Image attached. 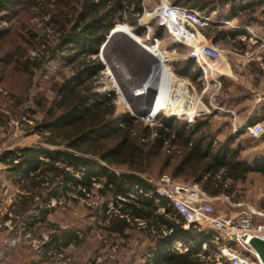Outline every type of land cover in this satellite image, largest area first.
<instances>
[{
	"label": "trees",
	"instance_id": "1",
	"mask_svg": "<svg viewBox=\"0 0 264 264\" xmlns=\"http://www.w3.org/2000/svg\"><path fill=\"white\" fill-rule=\"evenodd\" d=\"M239 1L226 0L231 4L227 19L264 3V0H244L241 6ZM143 2H78L81 8L75 13L71 27L66 29L61 25L59 43L49 51L53 59L69 62L73 60L71 54H64L67 49L83 53L85 58L79 62L77 76L59 86L46 117L32 127L42 136V141L8 148L0 154L7 178L18 187L0 222L8 220L15 226L22 223L31 234L40 232L41 239L48 230L47 239L41 241L43 258L52 249L79 241L74 229H61L48 220L56 209L51 206L52 200L58 206L62 202L68 205L81 200L91 204L96 198L95 214L102 219L101 227L105 231L126 237L130 229L136 228L151 237L152 244L147 248L143 264H216L208 258L217 250V245L211 242L212 232L193 226L186 228L184 218L173 209L169 197L161 195L147 176L153 158L162 160L161 175L168 169L173 178L198 182L213 197L231 195L235 184L244 181L250 173L264 176V155L252 160L245 158L241 142L234 145L237 136L218 140L209 128L208 118L188 123L159 116V125H143L129 113L116 114L112 92L95 89L102 64L97 58L87 61L86 58L99 53L123 15L131 16L132 25L138 26ZM173 3L202 13L216 10L204 0H174ZM1 5L9 4L0 0ZM161 28L164 27L161 25ZM136 32L144 33L141 27ZM162 32L157 35L161 37ZM237 33L229 30L220 34L235 38ZM4 35L0 31V38ZM193 63L189 61L181 74L188 75ZM30 74L32 82L35 74ZM119 167L126 170H117ZM49 226H54L51 232ZM176 241L188 243L189 250H172ZM203 243L207 244L206 249L202 248Z\"/></svg>",
	"mask_w": 264,
	"mask_h": 264
},
{
	"label": "rangeland",
	"instance_id": "2",
	"mask_svg": "<svg viewBox=\"0 0 264 264\" xmlns=\"http://www.w3.org/2000/svg\"><path fill=\"white\" fill-rule=\"evenodd\" d=\"M1 1L9 5L0 7V31L5 34L0 38V154L8 148L39 144L42 141V136L32 127L46 117L48 107L57 98L59 86L77 76L79 62L85 58L83 53L72 48L64 52L72 55L71 62L62 58L53 59L50 53V49L59 43L61 25L66 26V29L71 27L75 13L81 8L78 3L80 0ZM163 1L173 3L174 0H144L139 25H132V17L123 15L114 26L113 35L131 32L145 41L148 27L155 34L163 31L161 48L166 51L169 61L164 67L154 64L150 86L155 89V96L174 93L177 95L176 102L159 107L152 117L158 115L153 122L137 117L128 98L119 97L112 83V74L106 63L110 64L108 56L112 59L113 55L102 54L101 48L98 54L86 58V61L97 58L102 64L95 89L114 94L117 115L129 113L143 125L151 127L159 125V116L187 122L191 117L193 122L197 118H208L209 128L218 140L237 136L234 145L241 142L245 158L252 160L257 155H264V3L227 19L231 11L230 3H226V0H204L216 8L205 13L212 23L203 28L191 27L190 30L201 41L213 43L220 52L217 59L213 60L214 72L206 80L198 63L190 55L192 48L176 44L173 34L156 16ZM239 2L243 6L244 0ZM227 21L230 23L227 24ZM138 27L143 29V34L136 32ZM229 30L238 32L235 38L221 36L220 33ZM131 43L142 49L137 42ZM125 45L128 47L117 45L112 53L114 51L116 55L117 51H122L117 54L119 60L124 68L134 74L139 61L130 45ZM118 46L121 49L118 50ZM189 61L194 62L190 73L181 74ZM30 72L35 74L32 82ZM153 103L151 109L154 108ZM187 103L193 107V116L185 115L180 107ZM173 111L177 113L173 114ZM245 123L254 127L259 125L262 130L243 131L241 127ZM5 169L6 166L0 162V219L6 214L18 191L17 185L7 178ZM117 170H126V167ZM160 170H163L161 158H153L147 176L155 184L162 176ZM164 174L171 176L168 169ZM214 198L216 215L235 216L240 211L236 206L239 202L264 210V176L250 173L244 181L235 184L231 195ZM91 201V204L81 200L68 205L62 202L57 206V202L52 200L51 206H56V209L49 214L48 220L61 229H74L79 241L52 249L44 258L40 253L41 241L47 239L48 230H41V239L40 232L31 234L22 223L15 226L8 220L0 222V264H143L147 248L152 244L151 237L136 228L130 229L126 237L108 233L101 227L102 219L95 214L97 204L94 202L98 200L94 198ZM263 221L258 220L257 224ZM53 227L49 226L50 232Z\"/></svg>",
	"mask_w": 264,
	"mask_h": 264
},
{
	"label": "built area",
	"instance_id": "3",
	"mask_svg": "<svg viewBox=\"0 0 264 264\" xmlns=\"http://www.w3.org/2000/svg\"><path fill=\"white\" fill-rule=\"evenodd\" d=\"M155 14L160 18L161 24L173 34L176 44H183L192 48L190 55L198 63L201 74L207 80L208 76L214 72L213 60L217 59L220 52L213 43L201 41L190 28L209 26L212 19L198 9L176 5L168 1H163ZM226 23L229 24L230 22L227 21ZM143 42L145 43L143 46L164 55L168 59V63V55L161 48V38L151 32L150 27H148ZM188 42L191 44L188 45ZM173 51L175 52V50ZM207 87L208 85L205 88L207 89ZM144 120L153 122L156 118L150 121L145 116ZM191 122H193V117L188 120V123ZM241 129L243 131L247 129L251 132L262 130L259 125L254 127L246 123ZM155 185L161 195L169 197L173 209L184 218L186 228L193 226L199 230L212 232L211 242L217 245V250L208 256L209 259L214 260L216 264L223 262L229 264H263L257 253L249 245V239L252 236L264 238V221L257 224L258 220H264L263 209L239 202L236 206L240 208V211L235 216L216 215L213 205L215 198L207 194L198 182H177L171 176L164 174ZM130 196L134 197L135 195L130 194ZM233 235L237 237L233 238ZM244 237L247 239L245 240ZM206 247L207 244L203 243L202 248L206 249ZM171 249L187 251L189 244L176 241L172 244Z\"/></svg>",
	"mask_w": 264,
	"mask_h": 264
},
{
	"label": "water",
	"instance_id": "4",
	"mask_svg": "<svg viewBox=\"0 0 264 264\" xmlns=\"http://www.w3.org/2000/svg\"><path fill=\"white\" fill-rule=\"evenodd\" d=\"M113 31L114 28L111 30L110 35H108L106 41L103 43L101 52L102 54L106 53L107 55H113L112 59L108 56L110 65L120 80L119 82L127 95L129 100L128 103L130 104L131 109L136 112L135 115L137 117H145L150 113L155 95V89L149 85L155 58L144 50L134 46L131 43L133 40L125 36L112 39L111 37L113 35ZM127 43L130 45V49L133 51L132 53L136 55L138 58L137 60L139 61L134 74L127 68H124L122 62L119 60V56H117V54H119V52L122 53V51H117L116 55L114 51V54L112 53V49L116 48L117 45L120 44V47H122ZM120 47L118 46V50ZM232 237L236 238L237 236L233 235ZM244 239L246 240L247 237H244ZM249 245L257 253L260 260L264 264V238L252 236L249 239Z\"/></svg>",
	"mask_w": 264,
	"mask_h": 264
},
{
	"label": "bare ground",
	"instance_id": "5",
	"mask_svg": "<svg viewBox=\"0 0 264 264\" xmlns=\"http://www.w3.org/2000/svg\"><path fill=\"white\" fill-rule=\"evenodd\" d=\"M252 32V31H251ZM123 37V36H125V37H127V38H129V39H131V40H133V41H135V42H137L138 44H140V42H141V48L145 51V52H147V53H149L150 55H152L154 58H155V66L156 67H158V66H165L166 65V63H167V60L168 59H166V57L164 56V55H161L160 53H158V52H156V51H153V50H151V49H149L148 47H145V46H143V44H145L143 41H141V39L140 38H137L134 34H132L131 32L130 33H128V32H126L125 34H122V35H113L111 38L113 39V38H116V37ZM188 45H190L191 43L190 42H188L187 43ZM124 46H126L125 44H124ZM123 46V47H124ZM128 46H126V48H127ZM131 52V51H130ZM105 56V55H104ZM107 64V68L110 70V72H111V74H112V83H113V85H114V88H115V90H116V92H117V94L119 95V97H121V98H125V97H127V95H126V93H125V91H124V89H123V87H122V85H121V83L119 82V80L117 79V77H116V75H115V71L113 70V68H112V66L109 64V62H107L106 63ZM152 81H153V79H152V77L150 78V81H149V85L152 83ZM176 97H177V95H175L174 93H162V94H159V95H154V100H155V102L153 103V106H154V108H152L151 110H150V113L147 115V118H148V120H154L155 118H152L153 117V115H154V113H155V111L159 108V107H162V106H164V105H168V104H172V103H175L176 102ZM158 98V99H157ZM157 99V100H156ZM182 103V102H181ZM180 107H181V109L184 111V113H185V115H191V116H193V113H194V110H193V107H192V105L191 104H189V103H187V105L186 104H181L180 105ZM187 112H190V113H187ZM160 113V112H159ZM184 115V114H183Z\"/></svg>",
	"mask_w": 264,
	"mask_h": 264
}]
</instances>
